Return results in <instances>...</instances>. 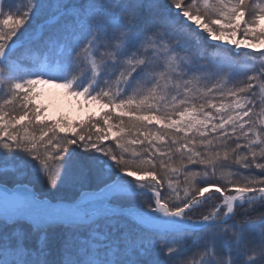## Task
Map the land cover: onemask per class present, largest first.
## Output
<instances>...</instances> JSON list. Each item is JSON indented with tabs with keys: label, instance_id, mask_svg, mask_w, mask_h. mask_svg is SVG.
I'll use <instances>...</instances> for the list:
<instances>
[{
	"label": "snow or ice",
	"instance_id": "obj_1",
	"mask_svg": "<svg viewBox=\"0 0 264 264\" xmlns=\"http://www.w3.org/2000/svg\"><path fill=\"white\" fill-rule=\"evenodd\" d=\"M0 264H264V0H0Z\"/></svg>",
	"mask_w": 264,
	"mask_h": 264
},
{
	"label": "rangeland",
	"instance_id": "obj_2",
	"mask_svg": "<svg viewBox=\"0 0 264 264\" xmlns=\"http://www.w3.org/2000/svg\"><path fill=\"white\" fill-rule=\"evenodd\" d=\"M238 38H240V37H238ZM238 51H239V50H238ZM71 114H72V115H76V113H75V112H72Z\"/></svg>",
	"mask_w": 264,
	"mask_h": 264
}]
</instances>
